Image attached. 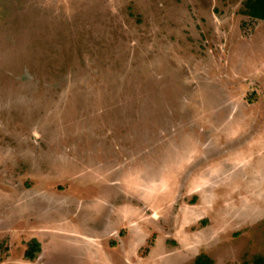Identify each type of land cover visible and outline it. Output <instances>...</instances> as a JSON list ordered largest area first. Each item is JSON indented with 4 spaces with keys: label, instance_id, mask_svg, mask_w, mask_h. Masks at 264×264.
Masks as SVG:
<instances>
[{
    "label": "rangeland",
    "instance_id": "rangeland-1",
    "mask_svg": "<svg viewBox=\"0 0 264 264\" xmlns=\"http://www.w3.org/2000/svg\"><path fill=\"white\" fill-rule=\"evenodd\" d=\"M241 1L0 0L1 264H264Z\"/></svg>",
    "mask_w": 264,
    "mask_h": 264
},
{
    "label": "trees",
    "instance_id": "trees-1",
    "mask_svg": "<svg viewBox=\"0 0 264 264\" xmlns=\"http://www.w3.org/2000/svg\"><path fill=\"white\" fill-rule=\"evenodd\" d=\"M240 13L253 20L264 22V0H243ZM150 244L151 242L149 241L148 246H150ZM39 252L40 245L35 240H32L25 251L24 257L26 260L35 261ZM7 253L8 249L4 244L0 243V264L3 262V256ZM261 263V259L254 261V264ZM193 264H213V262L207 255L200 254L194 259Z\"/></svg>",
    "mask_w": 264,
    "mask_h": 264
}]
</instances>
